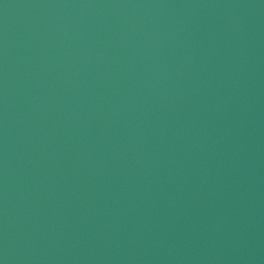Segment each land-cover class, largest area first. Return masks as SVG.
I'll list each match as a JSON object with an SVG mask.
<instances>
[{"label": "water", "instance_id": "obj_1", "mask_svg": "<svg viewBox=\"0 0 264 264\" xmlns=\"http://www.w3.org/2000/svg\"><path fill=\"white\" fill-rule=\"evenodd\" d=\"M0 264H264V0H0Z\"/></svg>", "mask_w": 264, "mask_h": 264}]
</instances>
